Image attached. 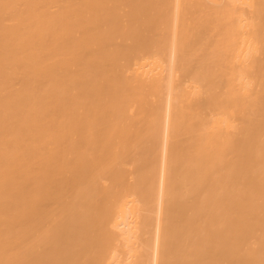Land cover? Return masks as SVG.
<instances>
[{"label":"bare ground","instance_id":"6f19581e","mask_svg":"<svg viewBox=\"0 0 264 264\" xmlns=\"http://www.w3.org/2000/svg\"><path fill=\"white\" fill-rule=\"evenodd\" d=\"M0 264H264V0H0Z\"/></svg>","mask_w":264,"mask_h":264}]
</instances>
